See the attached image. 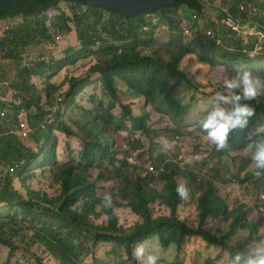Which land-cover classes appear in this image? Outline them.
<instances>
[{
  "label": "trees",
  "instance_id": "obj_1",
  "mask_svg": "<svg viewBox=\"0 0 264 264\" xmlns=\"http://www.w3.org/2000/svg\"><path fill=\"white\" fill-rule=\"evenodd\" d=\"M208 1L211 5L220 3V0ZM61 2L72 4L73 16H67L66 12H62L57 18L58 23L53 24V28L60 26V31L65 29L68 32L71 30L68 22H73L76 26L78 45L67 48L60 58H50L47 61L37 62L30 68H21L20 75L6 88L7 98L20 101V105L0 102L1 109L9 112L8 121L6 123L0 121V208L7 215L4 218L0 217V245L10 251L6 264H32L30 261L19 259V244L41 248L58 264H80L87 244L97 247L105 243H115L130 249L132 245L143 240L142 233L151 227L152 205L159 203L172 209L174 213L177 212L180 205V197L175 192L177 181L178 179L195 180L193 171L187 170L183 173L179 170L164 177L163 180L166 181L164 189L160 193H154L149 192L142 183L131 184L126 176L124 164L119 169L116 179L120 187L112 192L118 193L123 201H129L127 206L141 219L144 218L143 222L140 221L136 226L125 230L119 227L114 211L106 204L102 205V213L107 217V224L96 226L92 222V218L99 215L98 207L102 203L97 197L99 183H110L114 179L113 174L108 170L109 161L104 155L107 146L100 145L102 140L110 142L114 139L113 134L128 133L129 126L135 132L148 135L151 133L148 124L151 121V112L169 113L174 117L173 123H176L174 127H189L184 114L189 110L190 102L183 104L180 100L174 109L162 108L171 100H175L174 94L184 84L183 81L191 84L188 74L182 69L186 56L198 55L204 64L223 65L231 73H235L241 67L251 72L260 71V76L264 77V53L250 55L259 40L257 35L251 36V40L245 44L241 35L238 36L230 28L212 22L211 26H205L191 39L185 40V36L178 28L180 21L175 24L172 17L180 10L184 12L185 17L190 18L194 13L197 14V19L206 18L203 10L207 5L204 0H134L129 4V8L124 10L128 12L133 8L136 12L138 3L142 2L137 14L106 11L98 8L97 4L54 0L44 9L1 19L2 21L23 18L21 23L9 26L0 37V58L17 61L18 65L19 62L21 64L25 52L36 49L39 44L51 43L53 32L47 23L53 22L56 17L49 18L46 14L51 9L60 12ZM243 3L255 4L260 8L261 13L256 16L241 12L240 5ZM223 5L236 20H240L241 23L251 20L259 26L258 31L264 34V0H224ZM150 15L156 16L158 19L156 22L162 18L163 22L171 26L170 41L163 44L160 51L153 55L134 50V57H130L127 51L133 46L137 48L143 45L141 46L143 50L148 48L156 50L154 48L157 41L152 40L151 35L154 34L157 23L146 18ZM90 18L94 19L95 23L86 32L81 26L85 19ZM209 27L216 32L214 39L208 38L205 33V29ZM145 28L148 33L144 31ZM106 50H113L116 55L113 53L108 57L107 54H103L108 62L104 67L95 65L90 73L100 74L98 81L103 83V91L107 96L110 95L105 91L108 87L112 104L101 108L99 106L98 109H89L77 104L76 99L79 94L94 82L91 74L84 79L72 78L69 90L66 93H59L57 97L54 96L59 89L51 85L50 80L56 74L67 66L75 65L82 59L101 54ZM117 51H119L118 55ZM204 53L207 56H204ZM10 78H2L0 82ZM32 78H37L48 86L45 89L46 92L48 91L46 106L42 105L41 95L31 84ZM118 80L122 82L115 87ZM191 89L195 90L196 87L191 86ZM120 97L125 98V103H119ZM194 99L195 97L191 100ZM143 102L146 103L145 106ZM149 102L153 105L151 110L148 107ZM116 103L123 108L121 114L114 112L117 109ZM244 103H249L255 109V114L249 118L247 126L257 128L264 124V97H260L259 101H244ZM72 107H80L82 113L92 110L97 116L95 119L74 123L86 139L82 142L79 161L70 160L53 172L52 182L59 188L54 197L40 191L35 192L28 183L34 179L33 168L37 164V159L40 158L41 153H44L52 139L55 143L51 145L49 151L52 155L56 152L57 139L53 136V132H60L68 139L75 136L68 127L60 123ZM21 114L26 115L28 124L35 127L30 142L11 134ZM98 124L102 127L101 132L96 130ZM31 147H37L40 153L35 152ZM46 163L45 156L37 166L44 168ZM92 163L93 171L97 170L98 173L97 179L89 175ZM105 166L108 178L101 174ZM1 173L4 174V178H1ZM14 182L21 186L23 192L14 189ZM218 200L219 198L213 193L204 195V204L200 206L201 220H204V215L210 212H219L220 206L215 203ZM161 221L164 222V219L162 218ZM181 225L188 235L187 226ZM241 229L244 228L239 223L232 224L227 235L231 236ZM249 230V240H252L255 229L249 228ZM167 236L171 238L170 234ZM176 237L182 236L176 235ZM203 237L211 241L209 236L204 234ZM20 241L24 243H18ZM242 250L244 248L230 249V257ZM95 263L102 264L98 260H95Z\"/></svg>",
  "mask_w": 264,
  "mask_h": 264
},
{
  "label": "rangeland",
  "instance_id": "obj_2",
  "mask_svg": "<svg viewBox=\"0 0 264 264\" xmlns=\"http://www.w3.org/2000/svg\"><path fill=\"white\" fill-rule=\"evenodd\" d=\"M134 2V0H130ZM224 0H220V3H223ZM140 3V2H139ZM138 3V4H139ZM142 5V3H141ZM72 4H66V2H61L59 5L60 12L57 10H49L46 14L49 18H54L53 22H48L47 26H49L53 32V41L51 43H42L37 45L36 49L25 52L22 55V62L17 65V61L4 60L0 58V79L5 77H11L9 80L6 79L9 83L13 82L14 78H17L20 75L21 67L24 66L25 62H28L27 56L29 53H32L35 57L42 55L47 60L50 58H60L62 53L69 47H73L78 45V36L76 32V26L73 22H68V26L71 28L70 31H60V26H54L53 24H57V18L61 15L62 12H66L67 16L72 17L71 13ZM130 6V5H129ZM129 6L122 5L123 10L128 9ZM98 8H103V3L97 4ZM121 7V4H120ZM141 7V6H140ZM258 8V7H257ZM259 9V8H258ZM140 10V8H139ZM86 11V9H85ZM107 11V10H106ZM135 13V12H134ZM131 13V14H134ZM260 14V13H259ZM212 15H207V19H210L211 22H215L217 25H222L220 23L219 18L211 19ZM147 19H151L153 22H156L158 19L155 15H150L146 17ZM174 19L175 24L180 21V24H183V19H186L184 16V12L178 11L176 15L172 17ZM23 20L22 17L16 19H7L0 21V36H3V29L6 26H11L14 23L19 24ZM95 23V20L90 18L89 20H84L81 28L86 32L92 27ZM187 24V23H186ZM248 28L243 32V40L244 43L247 44L251 39L250 35L257 33L258 25H252V23H248ZM147 31V30H146ZM170 33H166L163 30L156 31V38L158 40L154 49L161 48L165 42L170 40ZM55 38H60L57 42ZM46 44V45H45ZM135 48L134 46L129 49L127 52L130 54V57H134V50L143 53H151L153 49H144L141 47ZM255 46H260L257 51L252 52L250 55L254 56L259 54L260 52L264 53V38L259 39L258 42L255 43ZM115 52L113 50L103 51L101 54H97L94 58H89L90 61L83 60L78 62L75 65L68 66L61 70L58 74H56L51 80L50 84L56 86L59 90L54 93V96L57 97L59 93H65L70 88V80L72 78L84 79L89 74H91L92 68L95 64L104 67L106 62V57L103 54H107L108 57L112 56ZM119 51H117V55ZM113 55V56H114ZM207 56V55H204ZM103 60L104 63H103ZM111 61V60H110ZM96 62V63H95ZM259 62H256L258 64ZM18 68L16 69V67ZM21 66V67H20ZM184 71L188 74L189 84L187 81H183V85L178 88V91L175 92V100H171L167 104L163 105V109H174L177 107V103L182 100L180 103L190 102L189 110L184 114V118L186 122L189 124L188 128H178L174 127L176 123H173V116L169 115V113H157L151 112V121L148 123L151 127V133L147 136V141L145 142L147 145L151 144L156 147L162 148L164 143H172L175 144L173 146V150L168 154H160L159 156L147 155L146 150L143 148L142 142H139L138 146H136L135 155L138 159L139 155H142L141 160L139 161V166L137 169H133L132 173L134 177L142 176L145 177L148 171V167H160L163 163L160 162V158L163 157L168 163L177 164L184 167L187 164H195L201 165L203 168V182L211 181L214 175V169H220L221 173L224 175L223 183L218 184L219 188V196L224 198L229 206V209H233L235 207H243V209L248 213V221L249 223L254 224L258 228V236L256 240H260L264 238V212H260V207L262 205L261 197L264 196V180L260 183H257V179H250L246 181V176L249 175L253 170L252 164L249 165L250 157L245 153H237L232 154L229 158H225L221 163L218 161L211 159L212 148L207 143V141L203 138L201 134V128L199 126V120L203 113H206L209 108L205 106L209 102L212 103V97L216 90H219L222 86V78L230 77L234 73L228 71L225 66H212L205 65L200 60V58L193 59L190 63L187 64ZM254 75H261L260 71H252ZM93 75V74H91ZM100 77L98 73H95L96 82L98 84H93L83 93L81 92L78 97V104L81 106H86L90 108V106H100L107 107L113 103L111 98V93L109 92L108 87L105 88V91L110 95H106L103 91V83L98 81L97 79ZM6 80H2L3 82ZM38 90V94L42 97V105L46 106L47 101V93L45 89L48 86L44 85L42 81L37 78H32L31 81ZM118 80L115 83V87L119 86ZM0 82V98L8 99L12 103H16V105H20V101H16L13 98H7L8 90L7 87L1 86ZM191 86H195L196 89L192 90ZM195 97L192 101L191 99ZM102 102V105H101ZM119 103H125V98L120 97ZM119 103H116L117 109L114 111L117 114H121L123 112V108L120 107ZM90 105V106H89ZM139 107V106H138ZM150 110L153 108L152 103L149 102ZM50 109V108H48ZM55 110V109H54ZM139 113V112H138ZM142 114V109H141ZM80 114L77 112H73L69 117H79ZM60 123H67L70 127V119L63 118ZM129 130L132 131L131 126H129ZM152 134V136H151ZM115 137H120V141L117 142L118 149L123 156H128L123 153V147L129 142L131 137V132L129 133H119L113 134ZM69 141L72 145L74 151L78 150L81 146V141L78 138L67 139L64 135H59L58 148H57V158L59 160V164H55L50 173L48 174V178H44L40 173L37 174V177H33L34 179L29 182V186L35 192H42L48 194L50 197H54L58 192L59 188L55 186L52 182V174L56 167L59 165H63L68 162V154L66 153L63 144ZM117 141V140H116ZM153 149V148H152ZM207 165L208 167H205ZM2 174V173H1ZM93 179H97V177L91 172ZM2 178H4V174H2ZM181 183H184L181 181ZM16 183L14 184V186ZM99 191L97 195L99 198L103 199L105 194L111 195V204L110 208H115V214L119 219V225L122 227H133L138 222L135 217L132 215L131 211L126 207V202H124L118 193L112 192L120 187L116 182L110 183H99ZM163 184L159 182L157 179L154 182L153 189L157 191H161ZM1 189V185H0ZM196 191V189H194ZM23 192V190H20ZM188 208L185 206H181L179 208V217L182 221L188 223L190 227L196 228L199 226V214H198V204L196 196L193 197L190 201ZM116 204L121 205L120 207H116ZM264 205V204H263ZM264 207V206H262ZM103 206L98 208L99 215L97 217L92 218V222L96 226H102L107 224V218L105 215L100 214ZM152 212L154 218H168L170 217V212L167 210L165 212L158 211L157 206L152 207ZM5 215V212L2 211L0 216ZM224 225V227H223ZM229 222H225L223 217L215 219V221H209L206 224V227L210 229V231L215 235L219 240L224 241L227 232L229 231ZM247 232H239L236 235V239H240L237 243V247L234 243H231L232 240L225 241L226 244L235 247V248H246L244 246L245 241L247 239ZM150 247H153L154 254L158 256L159 259H166L168 262H172L168 256H166L163 252L159 250V247L156 243H151ZM195 248L189 246L187 253H182L181 257L188 258L192 255ZM19 259L23 261H30L32 264H58L52 257L46 253L44 250L38 247H29L27 245L19 244ZM80 264H96L95 260L101 261L102 264H134L132 253L128 255L124 250H121L117 245L112 244H103L97 247L90 245H86V252H84L81 256ZM9 258V250L0 245V264H6ZM230 258L229 252L218 253L213 249H207L205 247L197 248V252L194 255L193 259L189 261V263L195 264H227Z\"/></svg>",
  "mask_w": 264,
  "mask_h": 264
},
{
  "label": "clouds",
  "instance_id": "obj_3",
  "mask_svg": "<svg viewBox=\"0 0 264 264\" xmlns=\"http://www.w3.org/2000/svg\"><path fill=\"white\" fill-rule=\"evenodd\" d=\"M204 2L207 5L206 8L203 10L206 14V18H203L201 20L197 19V14L192 13V16L190 18L186 17V19H183V24L180 23L178 24V28L181 31V34L185 36L184 37L185 40L191 39L194 35H196V33L200 29L204 28L205 26H211L212 22L210 21V19H207V15H212L211 19L219 18L220 23L222 24L221 26H226L230 28L233 32H236L238 36L241 35L242 38H243L244 30L249 27L248 23L251 22L252 25H257L251 20H247L244 23H241L240 20H236L230 14L229 9L223 5V3L211 5L208 0H204ZM257 7L258 6H256L253 3H243L240 5V11L243 13H247L248 15L257 16L259 15V13H261L260 8L258 7L259 8L258 9ZM103 8L104 10H110V8L106 7L105 5H103ZM222 13H224V15H222ZM156 23L157 25L155 32L153 35H151L152 40H156L158 42L156 38L157 30H163L166 33L172 34L171 26H168L166 22H163L162 18ZM8 27L9 26H6L3 29V32L7 30ZM146 30L147 28H145L144 31L148 33ZM205 33L208 38L214 39L216 37V32L212 27L205 29ZM254 35H257L259 39L264 38V34L261 31H257V33L250 35V37ZM59 39L60 38H55L57 42L59 41ZM168 42H165L164 44ZM218 44H220V41H218ZM98 47L99 45L97 46V48ZM258 48L261 47L257 46V48H255L254 51L258 52L257 51ZM160 49L161 48H157L156 50H153L150 54L153 55L154 53L159 52ZM204 55L206 54L204 53ZM94 56L90 58H94ZM196 58H199V56L198 55L186 56V61L184 62L182 69L184 70L187 64ZM27 59L28 62L24 63V66L21 67L22 69H24V67L30 68L37 62L47 61V59L44 56L39 55L35 57L32 53L28 54ZM83 60L86 59H82L80 61ZM87 60L90 61L89 58H87ZM205 65H209V64H205ZM92 78H95V74L91 75V79ZM99 78L97 80H99ZM93 84H98L96 82V79H94V82H92L91 85ZM8 85H9L8 81H4L1 83V86L3 87H7ZM91 85L84 88L82 92L84 93L87 90V88H89ZM125 89L127 90V86ZM260 97H264V77L254 75L247 68L241 67L230 77L226 76L222 78V86L219 90L215 91L212 97V103L209 102L208 104L205 105L209 108V110H207L206 113H203L201 119L199 120L201 134L213 150L211 154V159L221 163L225 158H229L232 154L245 153L249 155L250 157L249 165L252 164L254 170L249 175L246 176V181L256 178L257 183H260L262 180H264V124L259 125L257 128H254L252 126H247L249 123V118L255 114V109L254 107L250 106L249 103H244V101H255V100L259 101ZM0 102L8 103V104L12 103L10 100L6 98L5 99L0 98ZM76 102L77 104L79 103L78 98L76 99ZM145 104L146 103L143 102V106H145ZM98 107L99 106H90L89 109H95V108L98 109ZM73 112H77L78 114H80L79 117H69L71 114H73ZM8 116H9V112L6 110H2L0 107V121L6 123V121H8ZM67 117L68 119H70L71 127L67 123H63V124L66 127H68L72 133L75 134L73 138L80 139L81 143L84 142L86 140L84 135L81 134V132L74 125V123L88 121V119H95L97 117L96 114L92 110L82 113L80 107H72V110L68 113V115L65 118ZM26 118H27L26 115H22V114L18 117V124L16 127H14V131H12L11 134H14L16 137H18V139L26 140L30 142L31 136L34 134L35 127L30 126ZM96 130L98 132L102 131V127L100 124H98ZM129 132H131L130 140L123 147V153L127 154L128 155L127 157L123 156L118 149L117 142L120 141V137H116V139L114 137V139L110 142L104 140L100 142V145L107 146L104 155L108 159L110 164L108 170L114 176L112 182L117 183L116 179L118 176V171L119 169L122 168L124 164L126 165L125 168L126 176L130 179L131 184L142 183L146 187V189H148L149 192L160 193L162 189H164L163 187H165L166 185V181H164L163 178L168 177L173 173H177L179 170H181L183 173L186 172L187 170L193 171L195 174V180L189 181L186 179H178L175 192L180 197V202H179L180 205L177 209V212L175 211L174 213L172 209L163 206L159 203H156L150 207L152 214V220L150 221L152 225L148 230L142 233L143 240L141 242L132 245L130 249H125L124 247H121L115 243H105V244L117 245L121 250H124L126 253H128V255L132 253L134 264H195L196 262L189 263V261L193 259L194 255L197 252V248L205 247L207 249H213L219 254L224 252H229V254H231L230 249H237V248L226 244L225 241L232 240L231 243H234L235 246L237 247V243L240 241V239H236V235L242 231L248 233L247 239L244 244V246L247 247L242 251L236 252L233 257H230L227 264H264V238L260 240H256L258 236L257 226H255L252 223H249L247 218L248 213L243 209V207H235L233 209H229L227 201L219 196L218 184H224L223 183L224 175L221 173L220 169H214L213 172L215 176L212 178L213 180L203 182L204 170L203 168H201V165L187 164L184 167H182L177 164L168 163L163 157H161L160 162L163 163L162 166L160 167L150 166L148 167V171L145 177L142 176L134 177L132 170L138 168L139 161L142 158V155H139L137 159L135 155L136 146H138L139 142H142L143 148L147 152L146 154L153 156H159L160 154L162 155L168 154L170 151L173 150V146H175V144L164 143L162 145V148L153 146L151 144L147 145L145 142L147 141V136L150 133H148V135L145 136L140 134V132L133 131V129L132 131ZM59 135H64V134L56 131L53 132V136L57 139L56 148H58ZM53 143H55V141L52 139L48 144L47 149L44 151V153H41L40 158L37 159V164L33 168V173H34L33 177H37V174L40 173L44 178H48V174L50 173L51 168L55 164H59V160L57 158L58 157L57 149L54 155H52L49 151ZM63 146L66 153L68 154V162L70 160L79 161V154L81 153L82 150V144L80 148L76 151L73 150L72 145L70 144L69 141H66L63 144ZM31 149H33L35 152L40 153V150L37 147H31ZM45 156L47 159L46 167L38 168L37 165L43 161V158ZM94 157L95 156H93V158ZM60 167L58 165L56 169ZM205 167L208 166L205 165ZM91 172L97 177L98 175L97 170L93 171V163L89 170L90 176L92 175ZM101 174H103L107 178L109 177V175L107 174L106 166L104 167ZM162 174L165 175L161 176ZM156 179L163 184L161 191H157L151 188L153 187ZM181 181H183L184 183H181ZM15 183L16 182H14V184ZM13 187L17 191L23 190L21 186H19L17 183L15 186L13 185ZM194 189H196V191H194ZM207 193H213L217 198H219V200L215 202L220 206L219 212L216 213L210 212L204 215L205 217L204 220H201L200 206L204 204L203 197ZM194 196H196L197 198V204H198L197 210L199 214V226L196 228L190 227L187 222L182 221L179 217V208L181 206L192 208L189 207V205H191L189 201L193 199ZM99 199L102 202L99 207H101L104 204L110 205L112 200L110 194H105L103 199L101 198ZM261 200H262L261 201L262 205L259 210L260 212L263 213L264 207L262 206H264L263 205L264 196L261 197ZM124 202H126V207L131 211L132 215L138 221L136 224H138L140 221L143 222L144 218L141 219L139 216L133 213L130 207L127 206L129 201H124ZM120 206L121 205L116 207L118 208ZM154 206H157L158 211L165 212L168 210L170 212L171 219L163 218L164 222H162L161 221L162 217L154 218L152 212V207ZM110 209H112L115 214V208H110ZM2 211L3 209L0 208V214ZM100 214H103L102 211L100 212ZM6 216L7 215L5 213V215L0 217L4 218ZM115 216L117 217L116 214ZM220 217H223L225 222H229L230 225L239 223V225L242 226L244 229H241L240 231H238L237 233L231 236L226 235L224 241H221L215 235H213V233L210 231L209 228L206 227V224L209 221H215V219H218ZM118 223H119V219H118ZM181 224H185L189 229L188 235H186L184 227ZM119 227L125 230H129L132 228V227L131 228L122 227L120 225ZM181 228L183 230H181ZM249 228L255 229V234L252 240H249V234H250ZM169 234L171 235V238H168L167 235ZM204 234L209 236L211 241L205 239L203 237ZM176 235H180L182 237L177 238ZM20 236L23 237V235L21 234ZM18 243H24V242L20 241ZM151 243H156L157 246L159 247V250L163 252L166 256H168L170 260H172V262H168L166 261V259H159L158 256L154 254L153 247H150ZM189 246L195 248L192 255L188 258L181 257L182 253H187ZM9 256H10V251H9Z\"/></svg>",
  "mask_w": 264,
  "mask_h": 264
},
{
  "label": "water",
  "instance_id": "obj_4",
  "mask_svg": "<svg viewBox=\"0 0 264 264\" xmlns=\"http://www.w3.org/2000/svg\"><path fill=\"white\" fill-rule=\"evenodd\" d=\"M54 0H0V21L3 18L26 12H34L40 9H44L52 4ZM67 1V0H63ZM77 4H98L103 3L110 10H115L121 14L134 13V9L131 8L128 12L123 10L122 5L132 4L130 0H73ZM138 4V9L134 14L139 12L141 6ZM121 4V7H120Z\"/></svg>",
  "mask_w": 264,
  "mask_h": 264
}]
</instances>
